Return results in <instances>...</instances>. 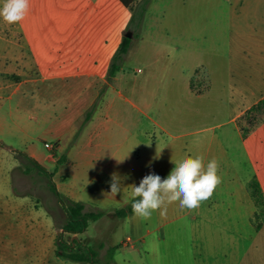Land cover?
Listing matches in <instances>:
<instances>
[{
  "label": "rangeland",
  "instance_id": "obj_1",
  "mask_svg": "<svg viewBox=\"0 0 264 264\" xmlns=\"http://www.w3.org/2000/svg\"><path fill=\"white\" fill-rule=\"evenodd\" d=\"M183 1L187 0H148L141 20L129 26L134 30V37L127 54L116 63V79H113L109 76L111 63L102 72L104 77H79L75 74L81 72L80 68L63 69L59 55L46 47H13L11 42L18 40L15 36L18 19L12 0H0V81H8L5 85L31 81L23 84L11 98L7 97L14 88L0 90L3 126L0 128V240H13L10 248L14 250L13 255L0 257V263L82 264L57 256L65 215L61 209L54 212L61 206L50 191L47 178L23 156H33L53 173V181L63 195L66 190L79 187L83 177L74 164L77 151L73 148L86 142L96 128H104L105 116L112 118L108 123L112 130L107 134L110 141H123L127 131H132L133 156L139 159L145 145L165 139L161 127L170 134L192 133L187 137L188 141L202 135L218 136L225 148L224 151L216 150L221 166H214L210 181L204 178L197 187L196 196L201 202L210 206L238 204L244 207L245 213L253 206L250 198L253 178L260 182L264 194V116H261L264 111L254 114L257 119L252 127L246 124V117L239 120L240 127L247 129L245 137H240L234 125L229 123V113L222 102L210 106L214 110L210 111L200 98L191 95L192 91L205 93L206 83L202 81L206 78L198 80L194 71L186 72L187 47L178 64L172 52L156 53L159 39L152 36L159 31L164 36L161 42L170 45L171 15L175 7L181 8ZM201 41L197 38L195 46ZM15 68L20 72L16 73L19 77L12 75ZM192 81H196L193 88L190 87ZM79 105L87 107L72 122L71 114ZM135 134L139 135L138 142L134 139ZM95 141H104L103 135ZM45 143L51 144L52 148L46 149ZM163 180L154 183L132 181V199L152 192L140 211L125 219L103 215L89 223L80 240L96 252L100 264H157L158 257L166 258V264H178L184 258L176 246L169 247L166 257L157 250L160 230L154 198ZM145 184L147 188L143 190ZM184 185L192 186L191 183ZM169 190L170 195L172 191L174 194L182 192L174 185ZM221 194V199L214 198ZM189 199L190 195L185 205ZM167 201L176 207L184 202L171 196ZM131 224L137 225L136 228L140 224L143 226L140 240L132 235ZM252 224L257 235L264 237V208H256ZM170 232L169 229L167 233ZM210 234L212 239L220 238L216 228H212ZM71 237L63 234L68 242ZM184 259V264H188ZM194 262L193 258L191 263ZM196 264H199L197 256Z\"/></svg>",
  "mask_w": 264,
  "mask_h": 264
},
{
  "label": "crops",
  "instance_id": "obj_2",
  "mask_svg": "<svg viewBox=\"0 0 264 264\" xmlns=\"http://www.w3.org/2000/svg\"><path fill=\"white\" fill-rule=\"evenodd\" d=\"M141 1L134 0L126 7L119 0H12L18 19L15 25L18 40H13L11 45L17 49L25 46L31 49L32 45L35 48L46 47L59 55L63 69L80 68L81 72L76 76L104 77L102 72L110 64L125 34L130 32V39L134 37V30L129 27L134 24L130 20ZM200 23H203L202 27ZM170 35V45L161 42L164 36L159 31L152 36L159 39L156 53L167 54L170 51L176 55L177 63L183 60L180 55L186 52L187 47L186 72L194 71L198 80L206 78L202 81L206 83L205 93L190 91L191 95L200 98L209 109L216 106L217 101L222 102L229 113V123L241 137L243 128L239 120L264 98V0L183 1L181 8L177 10L175 7L171 15ZM197 38L202 39V43L195 46ZM13 71L12 75L20 73L16 68ZM112 78L116 79L115 76ZM7 82L0 81V90L14 88L7 97L11 98L23 84L31 81H14L5 85ZM194 82L190 84L191 88ZM86 107L79 105L73 111L72 122ZM105 117L104 128H96L86 142L73 148L77 151L74 164L78 173L83 175V184L66 190L65 197L82 202L87 211H100L113 217L116 209L127 206L131 201L133 180L154 183L164 178L154 198L160 230L156 239L159 252L166 257L169 247L176 246L188 264H196V256L199 264H264V237L257 235L252 224L257 207L251 194L253 206L245 213L241 205L210 206L196 196L202 180L210 181L212 168L221 166L216 150L224 151L225 148H222L224 142L218 136L208 138L202 135L188 141L187 137L192 133L170 134L161 127L165 139L145 145L139 159L133 156L132 131H127L123 141H110L107 134L112 130L108 125L112 118ZM101 134L104 141H95ZM138 136L135 134L134 138L137 142ZM88 174L91 176L86 177ZM184 183L192 186L186 187ZM171 185L182 192L174 194L172 191L170 195ZM168 195L184 202L178 207L171 206L167 201ZM189 195L188 205H185ZM214 198L221 199L222 194L214 195ZM60 209L63 211L60 207L54 212H60ZM136 227L131 224L132 235L140 240L143 226ZM212 228L220 231V238H211ZM169 229L171 234L167 233ZM84 233L77 238L80 239ZM12 242L0 240L1 259L13 255ZM184 258L178 264H184ZM193 258L195 262L191 263ZM165 259L158 257L157 264H166Z\"/></svg>",
  "mask_w": 264,
  "mask_h": 264
},
{
  "label": "trees",
  "instance_id": "obj_3",
  "mask_svg": "<svg viewBox=\"0 0 264 264\" xmlns=\"http://www.w3.org/2000/svg\"><path fill=\"white\" fill-rule=\"evenodd\" d=\"M124 6L129 7L134 0H119ZM144 2V3H143ZM148 0H142L135 12L133 13L130 23L134 24L141 20L144 15L145 7ZM143 4V5H142ZM142 5V7H141ZM139 8V9H138ZM131 45V39L123 37L122 41L117 48L116 52L113 54L111 59V71L109 73L110 77L114 76L116 68V63L121 61L127 54ZM264 111V98L259 101L255 106H253L244 116L249 127H252L256 121L255 113ZM248 116V117H247ZM247 129H242V135L245 137ZM41 175L47 178L48 187L50 191L56 197L57 202L62 207L65 213V221L61 229L63 232L59 235V244L57 249V256L64 260H69L76 263L82 264H100L96 252L86 244H84L78 238H71L68 242L63 238V234L67 233L71 236H77L84 233L91 221H96L100 219L104 213L100 211H87L85 210V205L82 202H75L69 198L62 195L56 184L53 181V173L49 172L45 167L40 165L33 157L29 155L23 156ZM160 184V183H159ZM251 197L253 198L254 205L258 208H264V195L260 186V183L256 178H253L250 182ZM150 192V193H149ZM145 192L142 195L132 199L129 204L123 208L116 209L114 211V216L118 218H126L133 213L140 211L148 196L152 193L151 191Z\"/></svg>",
  "mask_w": 264,
  "mask_h": 264
},
{
  "label": "water",
  "instance_id": "obj_4",
  "mask_svg": "<svg viewBox=\"0 0 264 264\" xmlns=\"http://www.w3.org/2000/svg\"><path fill=\"white\" fill-rule=\"evenodd\" d=\"M125 37L127 38H131L132 37V34L130 32L126 33L125 34ZM77 238V236H74L73 239Z\"/></svg>",
  "mask_w": 264,
  "mask_h": 264
},
{
  "label": "built area",
  "instance_id": "obj_5",
  "mask_svg": "<svg viewBox=\"0 0 264 264\" xmlns=\"http://www.w3.org/2000/svg\"><path fill=\"white\" fill-rule=\"evenodd\" d=\"M44 146H45L46 149H50V148H52V145L49 144V143H45ZM127 240H129V239H127Z\"/></svg>",
  "mask_w": 264,
  "mask_h": 264
}]
</instances>
